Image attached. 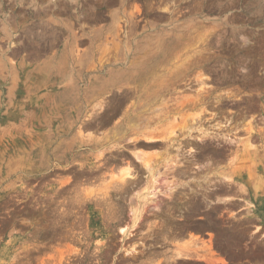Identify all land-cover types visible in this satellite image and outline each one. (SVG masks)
I'll list each match as a JSON object with an SVG mask.
<instances>
[{
    "label": "rangeland",
    "instance_id": "1",
    "mask_svg": "<svg viewBox=\"0 0 264 264\" xmlns=\"http://www.w3.org/2000/svg\"><path fill=\"white\" fill-rule=\"evenodd\" d=\"M0 264H264V0H0Z\"/></svg>",
    "mask_w": 264,
    "mask_h": 264
},
{
    "label": "bare ground",
    "instance_id": "2",
    "mask_svg": "<svg viewBox=\"0 0 264 264\" xmlns=\"http://www.w3.org/2000/svg\"><path fill=\"white\" fill-rule=\"evenodd\" d=\"M130 68V67H129ZM155 78V77H154ZM138 80V79H137ZM142 87V86H141Z\"/></svg>",
    "mask_w": 264,
    "mask_h": 264
}]
</instances>
